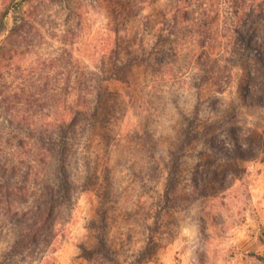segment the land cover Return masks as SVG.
I'll return each mask as SVG.
<instances>
[{"label": "rangeland", "instance_id": "1", "mask_svg": "<svg viewBox=\"0 0 264 264\" xmlns=\"http://www.w3.org/2000/svg\"><path fill=\"white\" fill-rule=\"evenodd\" d=\"M5 28L20 54L0 88L27 100L0 98V264H195L209 235L215 255L264 235V0H28ZM99 85L113 115L70 133L69 195L15 244L57 174L37 92Z\"/></svg>", "mask_w": 264, "mask_h": 264}, {"label": "trees", "instance_id": "2", "mask_svg": "<svg viewBox=\"0 0 264 264\" xmlns=\"http://www.w3.org/2000/svg\"><path fill=\"white\" fill-rule=\"evenodd\" d=\"M26 1L28 0H8L7 4L0 10V79L10 74L16 77L13 74L14 70L18 68L20 48L14 34L9 32L5 27L7 26L9 18L12 17V14L19 12ZM243 1L245 2L246 0ZM248 4L250 5L251 3ZM236 31L237 36H240L241 33L238 34L237 29ZM42 77L40 76V78ZM55 81L59 80L55 79ZM101 82L102 79H99L98 83ZM101 88L102 85H99L95 92H91V90L76 92L70 90V87L59 90L52 89L49 92L45 90L37 92L41 104L47 105V111L50 109L48 112L49 118L41 123H37L33 131V136L41 151L38 160L44 161L48 156L54 157L56 161L55 174H57L52 182H47L45 185L46 190L43 192L41 198L43 201L37 207L36 220L24 229L23 236L15 244L25 245L28 242H36L43 230L45 222L52 215L55 204L69 195L70 182L67 176L66 166L67 142L70 133L81 122L100 121L103 123L113 115V101H107V97L101 95ZM26 94L27 92L19 87L10 91L7 90L6 86L1 84L0 98L4 102L11 101L12 97L27 100ZM96 237L100 240L99 248L96 249V252L99 250L110 255L107 250H104L106 244L100 238V235Z\"/></svg>", "mask_w": 264, "mask_h": 264}, {"label": "crops", "instance_id": "3", "mask_svg": "<svg viewBox=\"0 0 264 264\" xmlns=\"http://www.w3.org/2000/svg\"><path fill=\"white\" fill-rule=\"evenodd\" d=\"M260 196L261 198L254 201L256 204L264 205V194ZM261 222L262 227H264V215ZM253 224L255 223L249 222L248 218L246 219L247 226ZM227 239V250L216 252V255L211 236L202 239V244L199 247L195 246V264H251L249 260L252 258L256 260V264H264V235L257 231L249 233L245 229L239 228L237 231H231Z\"/></svg>", "mask_w": 264, "mask_h": 264}]
</instances>
